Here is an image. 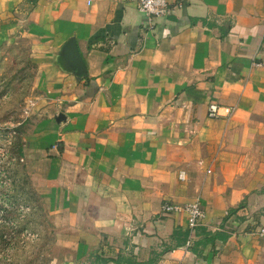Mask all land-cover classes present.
<instances>
[{
  "label": "crops",
  "instance_id": "obj_1",
  "mask_svg": "<svg viewBox=\"0 0 264 264\" xmlns=\"http://www.w3.org/2000/svg\"><path fill=\"white\" fill-rule=\"evenodd\" d=\"M168 2L152 27L137 0H0L40 77L23 175L78 264H264V0ZM196 201L183 243L163 207Z\"/></svg>",
  "mask_w": 264,
  "mask_h": 264
},
{
  "label": "rangeland",
  "instance_id": "obj_2",
  "mask_svg": "<svg viewBox=\"0 0 264 264\" xmlns=\"http://www.w3.org/2000/svg\"><path fill=\"white\" fill-rule=\"evenodd\" d=\"M30 50L21 34L0 42V264H78L56 245L17 152L41 96Z\"/></svg>",
  "mask_w": 264,
  "mask_h": 264
},
{
  "label": "built area",
  "instance_id": "obj_3",
  "mask_svg": "<svg viewBox=\"0 0 264 264\" xmlns=\"http://www.w3.org/2000/svg\"><path fill=\"white\" fill-rule=\"evenodd\" d=\"M139 10L147 18V22L154 27L153 20L156 18H164L170 13V6L168 0H137ZM229 113L233 112V108H228ZM220 114V107L215 101L209 104L208 116L210 118H217ZM23 161V160H22ZM165 214H180L186 213L188 216L189 231L192 236L195 235L196 229L206 217V213L199 201L191 202L185 205H178L174 203L166 204L163 207ZM258 235L264 237V227L257 231ZM190 235V236H191ZM193 238L187 242V246L192 245Z\"/></svg>",
  "mask_w": 264,
  "mask_h": 264
},
{
  "label": "water",
  "instance_id": "obj_4",
  "mask_svg": "<svg viewBox=\"0 0 264 264\" xmlns=\"http://www.w3.org/2000/svg\"><path fill=\"white\" fill-rule=\"evenodd\" d=\"M67 55L70 63L81 71L85 70V61L81 55L79 47L75 41H72L68 45Z\"/></svg>",
  "mask_w": 264,
  "mask_h": 264
},
{
  "label": "trees",
  "instance_id": "obj_5",
  "mask_svg": "<svg viewBox=\"0 0 264 264\" xmlns=\"http://www.w3.org/2000/svg\"><path fill=\"white\" fill-rule=\"evenodd\" d=\"M21 148L22 147L20 145L19 146V149L17 151L18 154H19V156L21 155V151H22ZM19 159H20V157H19ZM234 213H236L235 210L231 211L230 214L232 215ZM179 236H182L183 237V243H185L187 241L188 237L190 236V232L189 231L188 232L187 231L186 232H180L179 231ZM168 249H170V248H168ZM168 249L164 250L163 253L166 252ZM157 256H159V255H155V256L153 255L152 258L150 259V261H148L146 263H141V264H155L157 262V260L159 259ZM132 260H133V258L127 259L126 264H140L139 262L132 261ZM108 261H109V259H101V260H99V264H104V263H106ZM118 263H121V261L118 262ZM121 264H123V263H121Z\"/></svg>",
  "mask_w": 264,
  "mask_h": 264
}]
</instances>
